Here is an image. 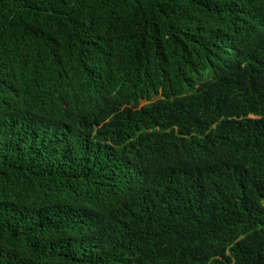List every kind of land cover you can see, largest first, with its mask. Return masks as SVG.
<instances>
[{
  "label": "trees",
  "instance_id": "obj_1",
  "mask_svg": "<svg viewBox=\"0 0 264 264\" xmlns=\"http://www.w3.org/2000/svg\"><path fill=\"white\" fill-rule=\"evenodd\" d=\"M0 264H264V0H0Z\"/></svg>",
  "mask_w": 264,
  "mask_h": 264
},
{
  "label": "rangeland",
  "instance_id": "obj_2",
  "mask_svg": "<svg viewBox=\"0 0 264 264\" xmlns=\"http://www.w3.org/2000/svg\"><path fill=\"white\" fill-rule=\"evenodd\" d=\"M145 104V102H142V105Z\"/></svg>",
  "mask_w": 264,
  "mask_h": 264
}]
</instances>
